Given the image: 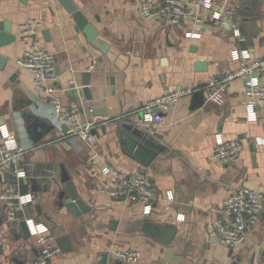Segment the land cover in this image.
I'll use <instances>...</instances> for the list:
<instances>
[{
	"label": "crops",
	"instance_id": "obj_1",
	"mask_svg": "<svg viewBox=\"0 0 264 264\" xmlns=\"http://www.w3.org/2000/svg\"><path fill=\"white\" fill-rule=\"evenodd\" d=\"M73 2L96 28L99 46L87 41L58 1L0 0V21L11 23L18 37L15 44L0 50L8 58L5 70L0 71V127H7L14 143L31 150L22 166L27 177L19 179L13 169L1 171L0 191L12 187L21 195L33 196L30 204L18 207L13 219L0 202V264H34L41 258L42 248L30 236L27 219L50 227L57 240L70 237L71 251L57 244L59 253L49 264H97L105 253L111 256V264H125L112 256L123 249L142 252L137 264H264V209L248 241L240 246L225 247L210 231L212 223L224 220V202L236 189L247 187L264 197V145L256 144L257 138H264V108L258 110V122H247L242 80L229 84L223 103L208 102L203 90V105L193 95L166 113L157 131L146 129L149 139L141 143L157 153L149 168L125 153L118 132L130 121L141 123L147 102L179 87L200 90L223 70L236 69L239 64L230 59L236 48L263 60L264 0H212L215 10L227 6L235 11L244 41L208 20L209 13L199 6L196 12L206 22L173 28L144 20L139 0ZM34 21L42 22L38 47L54 54L55 66L60 68L58 96L64 108L75 107L84 124L99 122L93 131V147L59 130L39 143L23 136L20 114L29 103L37 104L41 114L48 116L32 75L17 63L33 45L24 37L23 28ZM45 31L50 32V39ZM186 32L202 37L188 40ZM198 61L208 64L206 71L196 66ZM84 73H90L89 102L82 92ZM261 80L264 85V76ZM68 90L74 93L75 103L70 102ZM92 108L105 109L107 115L93 117ZM13 114L16 121L11 119ZM216 134L241 143L238 159L227 164L210 160ZM105 167L148 175L155 198L150 216H144L142 206L102 192L100 171ZM65 173L92 209L90 213L75 217L60 206ZM170 191L173 202L167 200ZM146 222L176 226V234L169 244H163L151 231L144 232Z\"/></svg>",
	"mask_w": 264,
	"mask_h": 264
},
{
	"label": "built area",
	"instance_id": "obj_2",
	"mask_svg": "<svg viewBox=\"0 0 264 264\" xmlns=\"http://www.w3.org/2000/svg\"><path fill=\"white\" fill-rule=\"evenodd\" d=\"M201 7L209 13V19L221 27L230 26L233 37L244 41L238 27L235 11L223 6L214 9L212 0H199L189 3L186 0H139V10L144 20L163 22L177 28L184 23L203 24L206 19L196 12ZM42 22L34 21L23 28L24 37L32 40L31 48L27 49L17 61L18 66L27 70L33 78L36 89L44 96L48 117L57 129L63 133L62 125L69 128L70 135L81 139L90 147L95 146L94 129L99 122L82 123L78 119L75 107L64 108L58 93V75L55 72V56L38 47L37 32ZM202 35L186 32L188 40H199ZM230 59L239 64L236 69H225L217 77L212 78L202 89L207 93V101L221 104L224 92L229 84L235 80H242L244 86V106L248 123L258 122V110L264 108V59H253L249 51L234 49ZM191 87H179L163 96L146 103L142 110L141 123L144 130L157 131L164 122V115L181 101L192 97L200 91ZM0 172L13 169L19 179H25L27 172L22 166L26 155L31 151L14 143L15 137L6 126L0 127ZM67 136V135H66ZM257 145H264V138L256 139ZM242 145L238 140L226 141L222 134L215 135V149L210 158L212 162L230 163L242 153ZM102 192L114 200H121L130 204L140 205L144 216H150L154 210V192L145 173H128L118 169L105 167L100 171ZM33 200L32 195H21L15 188L9 187L0 191V202L9 208V217L15 218L18 207H25ZM167 200L173 202V192L167 193ZM225 218L223 221L210 225V231L217 242L225 247H236L246 243L257 224V217L264 209V197L250 188L236 189L224 202ZM29 234L37 238L42 248L41 258L34 264H49L51 259L59 253L57 238L50 227L37 224L32 219L26 220ZM115 260L125 264H137L143 255L138 249L116 250L112 253Z\"/></svg>",
	"mask_w": 264,
	"mask_h": 264
},
{
	"label": "water",
	"instance_id": "obj_3",
	"mask_svg": "<svg viewBox=\"0 0 264 264\" xmlns=\"http://www.w3.org/2000/svg\"><path fill=\"white\" fill-rule=\"evenodd\" d=\"M23 4H27V0H18ZM58 1L61 6L67 11L68 14L74 17L78 29L87 38V41L94 46L98 45V32L96 28L90 24L87 18L80 12L78 6L73 2V0H55ZM226 29L230 30V26H226ZM44 35L46 39H50V32L45 31ZM17 35L13 33L12 24L9 22L0 21V50L13 45L17 42ZM8 62L6 56L0 55V71H4ZM196 66H199L200 71H206L208 64L205 62L198 61ZM56 74H60V68L58 65L55 66ZM90 73L83 74L82 92L86 101H92V95L90 94ZM74 85V84H73ZM76 86H72L75 88ZM68 96L71 103H75L76 97L71 90H68ZM201 100V105L205 103V93L200 90L194 94V101ZM70 107V106H69ZM84 112V109H81ZM93 117H105L107 115V110L92 108L90 110ZM12 121H16V116L13 114L11 116ZM21 126L23 127V136L25 135L33 142L39 143L48 134L58 130L53 121L48 116H43L41 114L39 106L37 104L29 103L25 108L22 109L20 114ZM141 120V119H140ZM129 126L123 125L119 129V134L121 139L124 141L123 148L125 153L136 161L138 164L144 168H149L157 157V153L146 147V145L141 142H146L149 139V134L137 123L130 121ZM105 127H103L104 129ZM63 133L70 135L69 128L66 125H62ZM94 134L96 132H93ZM62 182L64 184V189L60 192L58 198L61 207H66L75 217H80L82 215L88 214L92 211L79 196L76 187L74 186L70 176L65 173L62 176ZM115 223V222H114ZM113 225H116V223ZM176 226H152L151 223L146 222L144 224V232L151 233L156 236V240H161L163 244H169L174 235L176 234ZM165 234V235H164ZM163 236H165L163 238ZM57 244L61 250L71 251L72 247L70 244V237H62L57 240ZM66 245V247L64 246ZM65 247V248H64ZM232 248V247H231ZM66 249V250H65ZM111 256L108 253L101 254L97 264H111ZM119 264V263H116Z\"/></svg>",
	"mask_w": 264,
	"mask_h": 264
}]
</instances>
